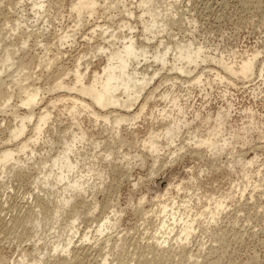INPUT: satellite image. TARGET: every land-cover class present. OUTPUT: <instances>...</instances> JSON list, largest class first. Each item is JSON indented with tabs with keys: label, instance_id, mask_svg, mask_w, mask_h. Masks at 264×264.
Wrapping results in <instances>:
<instances>
[{
	"label": "rangeland",
	"instance_id": "374dc122",
	"mask_svg": "<svg viewBox=\"0 0 264 264\" xmlns=\"http://www.w3.org/2000/svg\"><path fill=\"white\" fill-rule=\"evenodd\" d=\"M43 1L45 8L39 12L41 17L37 16V22H33L35 16L31 11V0L22 2L0 0V58L3 59L7 51L12 57V64L9 68L3 69L0 77L8 83V90L14 94L10 101L11 106L19 105L20 93L17 91L16 80L21 81L28 88L29 86L41 88L46 101L49 98L53 99L59 93L66 94L59 91L49 93L48 86L52 85L54 77L59 75L58 72L62 70L67 72L71 68V59L89 48L85 40V35L89 32L88 26L73 32L72 35L75 38L69 39L71 42L67 40L70 44L63 42L62 45H64L59 46L57 36H61L65 30L69 32L75 26L74 15L70 13L72 0ZM155 1H158L156 4H160V10L165 11L168 19L172 18L173 22H170L171 24L167 27L168 32L161 33L164 40L191 39L194 43L203 44L208 52L221 53L226 59H232L234 56L240 59L246 55L245 52L249 54L257 50L260 52L258 62L264 60V0ZM126 4L127 8L133 11L136 9V14H139L140 9H137L135 0H127ZM122 9L121 6L109 12L99 9V12L97 11L88 21L90 24L96 21L116 26L115 24L121 19L127 20L125 14L121 12ZM17 15H22L26 21L16 31H12L11 28L14 29L16 26L13 19ZM43 18L47 21L44 22ZM138 19L136 15L129 19L132 24L137 25V30L141 27L140 19L139 21ZM138 32L136 31L135 34ZM21 40L26 41L27 44L21 46L23 44ZM154 42L153 45H155ZM58 49L63 56L58 58L52 67L50 65L51 68L49 66L44 68L43 61L47 57L45 52L49 57H53ZM39 57L43 65L37 66ZM94 61L96 68H99L98 62L101 61L98 59ZM19 63H24L25 67L22 69L23 74L17 76L13 71ZM215 64L214 60L205 62L206 66L217 69ZM164 73V71L161 72L157 83L163 80ZM11 75L17 78L13 80ZM59 76L65 77L64 74ZM256 76L245 80L234 77L233 83L215 80L211 85H205L202 88L194 85L187 88V84L177 81L178 79L175 88H171L170 82L164 84L162 81L159 92L167 87L174 95H177L181 104L186 106L185 116L188 119H192L195 110L202 118L208 114L214 115L221 108H228L230 104L229 119H232L235 124L241 125L246 121L248 119L246 115H254L256 119L264 122V77ZM70 79L71 77L67 76L66 82ZM223 92L227 93L223 95ZM167 104L170 102L166 103L156 98L150 100L145 113L135 121L136 126L126 124L119 126V136H115L117 130H111L117 127L110 124L107 126L101 120L95 124V120L85 112H82L78 118L81 124L79 128L77 122H71L64 113L63 104H56L54 108L50 107V110L53 109L51 110L53 116L42 133L43 140L39 138V141L33 144L32 150H35L33 156L29 155V150H26L25 154L30 159L21 153L15 156L19 158V162L23 160L25 166L23 164L15 166V162H9L3 172L0 169V259L4 258L2 260L4 264H18V262L19 264H41L42 262H44L42 264H48L45 262L47 258L50 259V254L66 256L59 251L53 253L52 242L59 239L63 242L67 238L66 234H69L67 225L75 217H78L75 222L78 232L73 238L74 243L71 247L73 246L74 249L77 246L76 254L79 256L73 258L75 257L73 252L68 254L69 264H137L139 262L137 259L143 256L148 259L146 264H183V261H185L184 264H264V129H257V127L254 128L256 130L250 129L247 133L250 141L248 145L241 146L242 139H237L234 142V151L231 150L233 153L227 152L230 151L231 147H229V150H224L220 155H213L203 148L195 149L194 146H186L188 135L184 129L180 137L175 138V144L169 145V148H165L166 140L162 137L161 140L158 139V143L164 147V150L160 152L159 162L153 165L151 155L148 150L141 147L143 146L141 142L148 138V131L151 128L159 130L163 126L161 116L156 118L158 113L153 108ZM23 108L21 107L19 111L24 112ZM10 109L11 107H7L5 111L0 112V148L3 143L5 145L9 138V130L15 125V118L11 115ZM38 110L39 108L36 107L35 112ZM151 114L154 118H149ZM194 122L193 127L196 124V126L202 124L200 119H195ZM31 125L32 123L27 124L24 136L33 135ZM71 126L73 130L82 129L87 134L85 140L81 142L83 146L76 143L79 152L74 150L75 154H71V157L77 158V154L81 156L79 158L83 169L81 172H85L87 170L85 164H89L90 170L93 166V170L103 172V178L95 176L97 172H91L93 180L89 176L91 182L85 186L87 194L79 191L69 192L74 199L69 205L61 208L59 196L63 194V188H61L63 184H57L53 180V175L47 178L49 186L45 185V180L41 179L43 176L40 174L41 172L45 174L46 169H42L41 162L46 161V164L47 162L50 164V158L57 156L58 152L61 153V150L65 148L63 138L68 142L69 134L73 131L69 130ZM181 144L184 146L183 150L176 152L175 161L168 163L169 151ZM107 152H110L111 157L106 160L104 154ZM255 154L256 163L248 170L237 162L239 155L248 159ZM228 160L232 162L234 160L235 165L228 166ZM53 170L55 172V168ZM155 171L158 177L151 175V172ZM77 175L79 176V172ZM151 177L153 180H150ZM159 177H163V183L172 184V188L168 195L156 199L155 195L164 190L159 188L160 186L153 185L154 180ZM89 178H83L81 181L85 184V180ZM136 181L137 186H133ZM53 184L57 186L51 188ZM65 197H68L67 192ZM173 198L177 204L173 202ZM163 202L169 205L173 202L175 206L183 210L180 213L196 218L193 224L194 230L185 241L183 251L177 246L175 240H172L176 236L175 233L179 232V224L174 225L170 245H165V248H169L171 256L166 260L167 262L152 259L151 253L145 250V242L148 244L152 241L150 237L155 234L158 227V219L153 215L154 213L146 212L153 206L159 208ZM218 203L223 208L217 207ZM60 208L63 214L57 218L53 211ZM74 208L77 210L76 214L73 213ZM191 208L192 211L189 213ZM30 209L34 210L31 212ZM112 211L119 212L115 225H111L112 228L107 225L110 229L99 234L96 231L99 224L105 216H112ZM209 212L217 213V215L211 218ZM159 215L170 218L169 214L159 213ZM12 218H16L17 221ZM85 233L89 235L87 241H83ZM142 251L148 255H144V252L140 253ZM171 251L174 254H171ZM179 251H182L181 254ZM38 259L42 261H37ZM104 259H106L105 262H103Z\"/></svg>",
	"mask_w": 264,
	"mask_h": 264
},
{
	"label": "bare ground",
	"instance_id": "6f19581e",
	"mask_svg": "<svg viewBox=\"0 0 264 264\" xmlns=\"http://www.w3.org/2000/svg\"><path fill=\"white\" fill-rule=\"evenodd\" d=\"M22 1L23 0H19V2ZM135 1L137 9H140L139 14H136V9L133 11L127 8V0H72L70 3V11L72 12L70 13L74 15L73 23L75 26H73L74 29L69 32L65 30L61 36H57V38H59V46H61L63 42L66 43L69 39L73 40L75 36L72 34L77 29L80 30L81 27L88 26L89 32L86 34L88 36L85 35V40L87 41L89 48L84 53H78L73 59L70 58L72 61L71 68L68 70L65 68L67 72H64L62 69H60L62 71L58 72L59 75L64 74L65 77H60L59 75L55 76L52 85L48 86L47 91H49V93L50 91L51 93L59 91L66 94L59 93L53 99L49 98V101H46L41 92V88L29 86V88H31L29 89L27 85L16 80L17 91L20 93V96L18 97L19 105L14 104L11 106L10 101L14 94L8 90V83L0 77V112L5 111L7 107H11V115L15 120L18 119L16 123L14 120L15 125L9 130V138H7L5 145L3 143V146L0 148V169L2 172L5 170L9 162H15V166H17V164H23V166H25L23 160L19 162V158L15 157L19 153L27 156L25 151L29 150V155L33 156L35 150H32V146L39 141V138H43L42 133L46 129L45 126L49 124L51 116H53L51 113V110L53 109L51 108L50 110V107L54 108L56 104H63L64 113L69 119H71V122H77L79 128H81V124H79L78 118L81 116L82 112H85L95 120V124L101 120L107 124V126L110 124L117 127L111 128V130H117L115 136H119V126L122 124L136 126L135 121L145 113L150 100L156 98L157 100L165 101L166 103L170 102V104L162 107L157 106L156 108H153V110L158 113L156 118L161 116V119L163 120L161 123L163 126L159 130L151 128L148 131V138L141 142V144H143L141 147L148 150L151 155L153 165L159 162L160 152H163L164 150V147L158 143V139L161 140L162 137L163 140H166L167 144H165V148H169V145L173 146V144H175V138L180 137L184 129H186L188 135L186 139L187 142L185 143L186 146H194L195 149L203 148L211 152L213 155H220L224 150H229V147H231L230 151L227 152L233 153L231 150L234 151V142H236L237 139H242V141H240L241 146H244L245 144L248 145V142H250L247 137L248 131L255 127H257V129H264V122L256 119L254 115H246L248 116V119L246 118L247 120L242 122L241 125L235 124L232 119H229V116H231L230 104L228 105L229 107L227 106L228 108H221L214 115L208 114L202 118L201 115L199 117L200 113L195 110L192 119H188L185 116L186 106L181 104L177 95H174L169 88L167 89V87H165L164 91L159 92L162 81L164 84L165 82H170L169 84L171 85V88H175L177 79V81L180 80L181 83L185 82L187 88L189 86L191 87V85L201 86L202 88L205 85H211L215 80L233 83L235 80L233 79L234 77L241 78L242 80L251 79V77L256 75L264 77V60L260 63L258 62L259 51L254 50L249 52V54L245 52L246 55L240 57V59L235 56L232 59H226L221 53L212 54L208 52L203 44H199L196 41V43H194L191 39L174 41L171 40L170 38L172 37H170L169 41L164 40L161 33L166 32L167 27L173 23L172 18H169L171 19L170 21L167 13L160 10V4H156L158 1ZM31 2V11L33 12V16H35L33 22H37V16H39V18L41 17L39 12L45 8V2L43 0H31ZM120 6L123 8L121 12L125 14L127 20L121 19L118 23L116 22V26H111L106 22L103 24L96 21L92 24L89 23V18L93 17L99 9L103 11L108 10L109 12V10L117 9ZM103 11L101 13H103ZM135 15L140 19L139 25L141 27H139V30H137V25H134L129 21V19ZM107 19L110 21L109 18ZM174 19L173 21H176ZM13 20L16 26L14 29L11 28V30L16 31L17 28H20L21 24H25L26 18L22 15H17ZM43 21L46 22L47 19L43 18ZM27 22H31V20H27ZM27 28H29V26H27ZM136 31L139 32L135 34ZM12 36H14V34H12ZM70 40L69 42H71ZM21 42H23V40H21ZM69 42L67 43L70 44ZM153 42L155 45H153ZM25 44H27L26 41H24L21 46H25ZM88 54L89 56L87 57ZM45 55L47 57L45 58L46 60L43 61L44 68L47 66L51 68L53 66L52 64H54L58 58L63 56L60 49L57 50L53 57H49L46 52ZM95 59L101 61L98 62L99 68H96V65L94 64ZM210 60H214L217 64V69L220 70L209 65L206 66L205 62H211ZM43 62L39 57V63L37 66L43 65ZM11 64L12 57L7 51L3 59L0 58V74L3 72L4 68H9ZM24 67V63H19L13 73L17 76L23 74L22 69ZM163 71L165 72V76H162L163 80L157 83L156 81ZM173 74H176V76H172ZM17 76L11 75L13 80H15ZM67 76L71 77L68 82H66ZM57 78H59V80H57ZM226 93L227 92H223V95ZM22 94L23 96H21ZM46 102L47 104H45ZM21 107H24V112L19 111ZM36 107L39 108L37 112H35ZM174 111H176V113ZM61 114H63V112H61ZM149 118H154L153 114H151ZM195 119H200V122L202 123L201 126L199 123V126H196V124L193 127V123L196 122H194ZM232 122L236 127H234L235 125ZM31 123L33 135L26 137L24 134L27 130V124ZM73 126H75V124H73ZM73 126H71L69 130H73ZM227 126L229 127L228 129ZM65 132H67V130H65ZM69 136L70 139L68 142L63 138V146H65V148L61 150V153L58 152L57 156L50 158L51 163L49 164V162H47L49 165L46 164V161L41 162L42 169H46L45 174H43V172L40 174V176H43L41 179L45 180V185L49 186L47 178H51L53 175V180H55L57 184H63V186H61V188H63V194L59 196L61 208L65 205H69L74 199V196H72L71 193L69 194V192L79 191L83 192V194H87V188H85V186L91 182V178L93 180V174H91V172H97L95 176L103 178V172L93 170V166H91L90 170L89 164H85L87 170L81 172L83 171L79 160L81 156L77 154V158H75V156H73V158L71 157V154H75L73 151L77 150V144H81V142L85 140L87 134H85L82 129H78L77 131L73 130ZM248 136L250 137L251 135ZM47 138H49V136H47ZM47 138L45 140H47ZM49 142L51 143V140H49ZM81 145L83 146V144ZM97 147H99V145H97ZM183 147V144H181L180 146H175L173 150L169 151L170 160H168V163L175 161L177 156L176 152H181ZM77 152H79V150H77ZM135 154H137V152H135ZM104 156L107 160V158L111 157V154L110 152H107ZM127 156H129V154H127ZM26 158H29V156ZM133 158L135 160V156H133ZM137 158H141V156H137ZM123 160H125V158H123ZM123 160H121V162H123ZM81 162L83 161L81 160ZM129 162H131V160H129ZM233 162L228 160V166L233 167L235 165V162ZM237 162L240 163L243 168L248 170V168L256 163V154L248 159L239 155ZM53 168H55V172ZM77 172H79V176L77 175ZM151 175L153 177H158L156 171L151 172ZM89 176H91V178H89ZM153 177H151L150 180H153ZM83 178H89V180H85V184H83L81 181ZM57 184H53L51 188H55ZM93 184L95 183L93 182ZM134 185L137 186V181L133 186ZM153 185L160 186L159 188L164 189L162 193L155 195L156 199H158V197H163L166 194L168 195L170 188H172V184L163 183V177L155 179ZM93 188H95V186H93ZM57 190H59V188H57ZM66 192L68 197H65ZM59 198H57V202H59ZM174 199L175 198H173V202H175ZM183 200L186 199L183 198ZM167 202H169V200H167ZM167 202H163L162 206H159V208L153 206L147 210L146 213H154L153 215L157 217L158 227L155 230L156 235L154 234L150 237L152 241L148 244L145 242L146 249L142 248V245H139L142 246V249L151 253L152 259L163 260V262H167L166 260L171 258L170 250L169 248H165V245L170 242L171 234L174 232V225H176V223L179 224V232L175 233L176 236L173 235L175 238H172V240H175L177 246L183 251V249H185V241L191 236L194 230L193 224L196 221L195 216L190 218L189 214L184 215L183 213H180V211L183 210H181L179 206H175L173 202H171L172 205H169ZM175 204H177V202H175ZM179 204H183V202H179ZM185 204H187V202H185ZM218 206L223 208L219 203L217 204V207ZM61 208L53 211L54 216H57V218L63 214ZM30 210L32 212L34 209ZM113 210H115V208H113ZM185 210H187V208H185ZM215 210L218 211L217 208H215ZM75 211L77 210L74 208L73 213ZM191 211L192 208L189 210V213ZM159 213L169 214L170 218H167V216L161 217ZM209 213L211 218H214V216L217 215V213ZM74 214H76V212ZM111 214L113 215L105 216L99 224L98 229L96 230L99 234L110 229L107 225H115L119 212L112 211ZM16 218L12 219L16 220ZM45 219L47 218L45 217ZM77 219L78 217H75L67 225L69 234H66L67 238L63 242L59 241L60 239L52 242L51 249L53 253L59 251L66 256L48 254L50 259L47 258L48 260H45V263L67 264V256L68 254L70 255L71 252L75 255L73 258L77 257V246L74 247V249L73 246L71 247V244L73 245L74 243L73 238L78 232L75 226ZM109 237L111 236L109 235ZM83 238V241H87L89 235L85 233ZM120 241L121 240L119 239V242ZM182 251H179V254H181ZM143 252L144 251L140 253L143 254ZM144 253V255H148L146 252ZM172 253L173 252L171 251V254ZM3 259H0V264H4L2 261ZM105 260L106 259H104L103 262H105ZM37 261L42 260L38 259ZM137 261H139V264H146L148 259L143 256L140 259L138 258ZM183 262L185 263V261Z\"/></svg>",
	"mask_w": 264,
	"mask_h": 264
}]
</instances>
